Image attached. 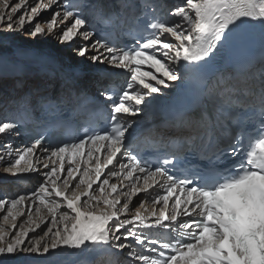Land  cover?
Wrapping results in <instances>:
<instances>
[{
  "label": "snow or ice",
  "instance_id": "6c2138e0",
  "mask_svg": "<svg viewBox=\"0 0 264 264\" xmlns=\"http://www.w3.org/2000/svg\"><path fill=\"white\" fill-rule=\"evenodd\" d=\"M119 4L122 13L134 7L132 0ZM104 14L92 0H0V43L15 33L32 41L50 36L75 53L67 63L36 47L29 63L0 65V77H20L18 85L25 77L41 79V86L21 98L22 106L28 109L34 100L36 107L53 109L41 134L23 149L13 150L10 142L19 122L0 120L3 172L18 180L21 174L42 177L31 193L0 198V264L2 258L40 257L57 249L127 250L130 264H264V51L258 60L216 67L248 30L258 28L264 37V0H183L169 12L178 20L146 17L143 31L124 47L98 28L97 17ZM83 63L98 72L124 70L126 85L101 93L111 102L102 128L90 122L72 141L42 147L69 103H94L103 110L89 101L80 83ZM56 84L60 91L54 97ZM183 85L191 86L194 102L172 112L165 123L189 146L217 159L201 174L182 176L175 174L181 171L178 151L155 158L141 154L134 142L139 122L132 118L164 89ZM218 102L246 107L260 118L259 134L231 165L227 157L239 155L243 137L220 143ZM38 148L46 154L42 159ZM157 186L161 192L151 197ZM141 193L146 195L133 203ZM21 217L26 218L18 224ZM160 230L166 239L156 235Z\"/></svg>",
  "mask_w": 264,
  "mask_h": 264
},
{
  "label": "bare ground",
  "instance_id": "6f19581e",
  "mask_svg": "<svg viewBox=\"0 0 264 264\" xmlns=\"http://www.w3.org/2000/svg\"><path fill=\"white\" fill-rule=\"evenodd\" d=\"M106 1L108 2L109 0ZM110 1H116L118 3L117 8H120L119 0ZM92 3L96 4V0H92ZM182 3L183 0H166L163 1L162 4H164V6H169V9H172L182 5ZM112 9L113 7H111L110 10ZM104 12V15H108L111 11H106L104 8ZM174 20H178V18L171 17L168 22L171 23ZM256 29L259 30L258 28ZM10 35L13 36V39L0 43V65L9 63L27 64L30 62L29 53L36 47H39L43 51L55 53L62 61L67 63H71L73 57L75 56L74 52L63 45H60L57 40L50 36L32 41L26 33L23 35L20 33ZM74 43L78 42L74 41ZM79 59L82 60L83 58ZM81 68L84 69V74L80 83L83 88L92 95H101L102 92H105L107 86L111 84L117 83L125 86L128 79V76L126 77L123 74L122 69L109 68L106 71L98 72L87 63L81 64ZM19 79L20 77H0V120H3L4 118L13 120L15 113L22 105L20 103L21 98H16L19 96L21 91L23 92L22 97H24L32 89L42 85L41 79L35 76L25 77L22 85L17 84V80ZM4 84H7L9 88L12 89L11 94H8V91L5 90L6 88L4 89ZM174 90L175 88L164 89L157 100L162 99L163 97H169ZM59 91V85H54L51 89L52 96H58ZM34 107L35 101L33 100L31 108L34 110ZM147 111L148 108L142 111L139 116L132 118L139 122L138 125H134L137 134L143 133L144 122L148 120L146 117ZM165 121L166 119H162V123L160 125L161 127L150 130L147 134H145V136L158 139L157 136L162 133V129L167 127ZM156 124L158 123L155 122V125ZM224 133L226 134L228 131H224ZM10 142L13 150L17 148L23 149L25 147L22 141V136L17 129L15 130V134L11 136ZM138 143L140 142H137L136 144ZM36 151L37 155L40 156L41 159L44 155H46L43 153L42 148H38ZM65 166L67 167V162ZM21 175H24V178L18 180L16 176L4 173L3 165L0 164V198H14L20 194L31 193L42 180V177L38 174ZM160 191L161 189L159 186H157L154 191L150 190L151 197H155L160 193ZM145 195L146 194L142 193L141 197H144ZM121 199L123 200V197ZM157 208H159V205ZM0 216H2V213H0ZM25 218L26 217H21L17 220V223L19 224ZM2 222L3 221L0 220V223ZM126 252L127 250H125L124 253H120L118 250H104L99 252L89 251L82 253L78 250L72 249H64L63 251L57 249L54 253L50 251L49 254L40 257H37L35 254H20L16 257L2 259L4 260V264H130V258L126 257Z\"/></svg>",
  "mask_w": 264,
  "mask_h": 264
},
{
  "label": "rangeland",
  "instance_id": "374dc122",
  "mask_svg": "<svg viewBox=\"0 0 264 264\" xmlns=\"http://www.w3.org/2000/svg\"><path fill=\"white\" fill-rule=\"evenodd\" d=\"M51 11H52V10H48V11H47L46 13H44L43 15H44L45 17H47V16H49V15L51 14ZM41 38H42V37H37L38 40L41 39ZM5 88H6V89H5ZM4 89L8 91V94H11L12 89L9 88V86H8L7 84H4ZM25 91H26V89H25ZM22 96H23V92L21 91L20 94H19V96H17L16 98H17V99H18V98H22ZM20 100H21V99H20ZM0 179H1V178H0ZM0 182H1V180H0ZM141 196H142V193H141L138 197H134V198H133V203H135L138 199L142 198ZM94 264H96V263H94Z\"/></svg>",
  "mask_w": 264,
  "mask_h": 264
}]
</instances>
